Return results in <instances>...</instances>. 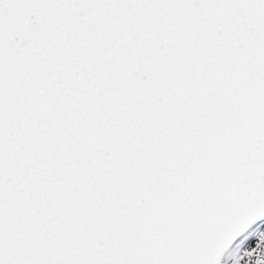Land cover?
Wrapping results in <instances>:
<instances>
[{"label": "snow or ice", "instance_id": "snow-or-ice-1", "mask_svg": "<svg viewBox=\"0 0 264 264\" xmlns=\"http://www.w3.org/2000/svg\"><path fill=\"white\" fill-rule=\"evenodd\" d=\"M0 264H264V0H0Z\"/></svg>", "mask_w": 264, "mask_h": 264}]
</instances>
